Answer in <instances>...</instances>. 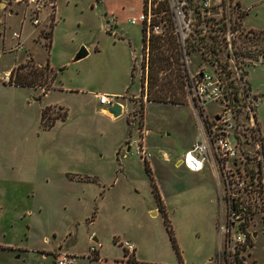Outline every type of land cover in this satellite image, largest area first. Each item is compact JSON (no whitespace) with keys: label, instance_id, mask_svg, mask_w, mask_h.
I'll return each instance as SVG.
<instances>
[{"label":"rangeland","instance_id":"1","mask_svg":"<svg viewBox=\"0 0 264 264\" xmlns=\"http://www.w3.org/2000/svg\"><path fill=\"white\" fill-rule=\"evenodd\" d=\"M230 1L234 4L232 22L239 28L233 43L236 57L233 64L225 63L221 53L217 57L234 81L233 66L242 70L248 94L255 97L254 114L264 152V0H239L247 11L245 18L244 11L236 10L235 0ZM56 7L48 27L32 31L23 24L25 50L12 54L5 49L21 16L7 17L0 11V30L5 32L4 42L0 41V81L19 64H48L55 74L54 90L43 97L41 88L0 83V205L4 206L0 231L30 246L51 237L52 232L62 235L68 229L76 230L81 238L95 232L102 239L112 231L124 230L128 235L152 231L160 235L158 258L177 263L166 219L181 259L184 256L199 264L211 256L212 264H217L221 205L214 173L207 166L194 173L180 163L199 128L189 91L185 87L181 105L148 102L140 94L142 81L146 88L150 54L148 48L142 49L138 21L142 0H56ZM160 15L156 32L150 33L161 40L171 38L169 18ZM130 19L136 25L129 24ZM248 31L256 33L255 37ZM81 47L87 56L73 62ZM188 48L191 67H197L203 62L200 54ZM203 63L204 71L213 74ZM95 95L113 97L121 105V114L115 118L102 114L101 108L107 107L99 105ZM46 107L50 119L59 116L48 129L40 125ZM222 107L212 102L205 110L214 115ZM48 122L49 118L44 124ZM140 136L149 155L146 159L132 145ZM229 140L234 143L232 137ZM253 232L256 236L244 259L247 264H264V230L258 225ZM49 259L42 264H49Z\"/></svg>","mask_w":264,"mask_h":264},{"label":"built area","instance_id":"2","mask_svg":"<svg viewBox=\"0 0 264 264\" xmlns=\"http://www.w3.org/2000/svg\"><path fill=\"white\" fill-rule=\"evenodd\" d=\"M233 6L230 0H142V12L138 16L147 38L151 31L156 32L162 21L160 14H167L171 24L170 34L180 54L189 102L199 124L198 134L182 155L180 163L183 162L194 173L202 171L205 166L214 173L221 205L217 223L220 236L217 264H247L244 257H249L253 231L258 225L264 230L263 137L255 119V97L252 99L249 96L239 67L233 66L237 93L235 98H229L222 81L214 73L216 64L210 66L200 62L198 68L191 67L189 56L188 42L192 39L191 43L197 46L195 53L212 54L213 47L202 45L199 39L215 35L217 29L214 25L222 20L225 24L224 32L219 34L222 48L214 50L216 53H227L230 56L228 62L233 64V41L237 36L235 23L232 22ZM0 11L5 12L7 17L21 16L17 29L10 32V44L5 49L8 54L20 53L25 50L23 24L26 22L32 31L51 25L55 19L56 0H0ZM128 22L136 25L135 19ZM4 36V29H1V42H4ZM202 63L209 65L213 74H207ZM97 100L99 105L107 108L115 104L114 98L108 95H99ZM212 102L223 105L214 115L205 110V105ZM141 135L144 136L145 132ZM143 136L133 140L132 145L146 159L149 155ZM229 137L233 138L234 143ZM232 232L235 233L234 237L231 236ZM122 246L130 255L133 253V244L125 241ZM95 252V246H92L88 257ZM54 264H75V259L61 252L56 255Z\"/></svg>","mask_w":264,"mask_h":264},{"label":"trees","instance_id":"3","mask_svg":"<svg viewBox=\"0 0 264 264\" xmlns=\"http://www.w3.org/2000/svg\"><path fill=\"white\" fill-rule=\"evenodd\" d=\"M235 4L237 8L236 10L240 12L238 3L235 2ZM237 28L238 26L235 23L234 30H236ZM216 29L217 33H215V35H209L208 37L199 39L202 45L213 47L212 54L200 55V59L210 66H213L215 63L220 64V67H218L216 64L214 73L222 81L227 96L229 98H235V95L237 93L236 82L232 77L230 78V70L223 69V60L225 63H227L229 60V55L227 53L225 55L220 52L221 55L224 56V59L221 60L217 57L219 53H216L214 50L215 48H218V50H221L222 48L219 36V34L223 33L225 30V24L222 20L218 21V26H216ZM141 30L142 49L148 48V52L150 54L148 57L146 70V88L144 86L145 82L143 83L142 81L140 85V94H145L146 100L148 102L170 103L173 105L183 104L182 97L184 96L186 83L184 71L180 62V54L177 50L175 39L172 36L171 38L169 37L161 40V37L159 35L152 34H150L147 38L143 28ZM248 33H250V35L254 37L256 35V33L252 31H248ZM159 42H161L162 44L158 45ZM234 42L235 41H233V43ZM188 46L190 47V50L192 52L195 51V48L197 47L196 43H190L188 44ZM158 48H162L164 51L158 50ZM30 62L31 61L29 60V64H27L30 65ZM47 73H51V76L49 78H47ZM54 78L55 74L48 67V64L40 65L38 67H33L32 65L29 67H25V65L19 64L18 66H15L9 70L8 80L4 84L13 85L15 87L41 88L42 93L40 94V96H42L45 94L47 89L49 90L51 88ZM47 109L48 107L42 109L40 114V125L44 129H48L49 127H51L54 120L56 118H59V116L56 115L53 119H50V116L46 115ZM47 118H49V122L47 124H44L45 119ZM60 118H64V116L62 115ZM145 168H148L147 164H145ZM151 187L156 204H158V207L161 209V201L158 191L153 183L151 184ZM164 222L166 224L172 248L176 254V257L180 260V253L169 228V223L166 219L164 220Z\"/></svg>","mask_w":264,"mask_h":264},{"label":"crops","instance_id":"4","mask_svg":"<svg viewBox=\"0 0 264 264\" xmlns=\"http://www.w3.org/2000/svg\"><path fill=\"white\" fill-rule=\"evenodd\" d=\"M234 2H237L239 5V9L244 11L243 17L245 18L247 16V11L245 9L243 10L239 0H235ZM8 73L9 70L5 73V81L4 79L3 81H0L1 84L6 83V80L8 79ZM52 87L53 84L51 85V88ZM51 88L47 90L45 94L42 95V97L47 95L49 91L54 90L53 88ZM32 89L37 90V88ZM98 96L99 95H95V99H97ZM106 110L107 109L101 108L102 114L110 116L106 112ZM85 181L92 183L89 178H86ZM0 209L1 212H3L4 206L0 205ZM169 228L171 230L172 236L174 237L170 224ZM165 230L167 232L168 240L170 242L166 226ZM70 231L71 230L68 229L67 232L62 235H56L54 232H52L53 234L51 235V237H44V240L41 243L35 244L34 246L22 244V239H17L16 236H8V234L3 233V231H0V264H42V262H46L48 258H50L49 264H54L56 253H58V251L60 253L62 252L72 256L75 259V264H194L192 262H188L187 258H185L184 256L182 257V259L180 258V260L176 257L178 261L177 263L174 260L165 261L159 259V255L157 254V243L160 240V235L157 232L155 233L152 231H147L148 234L139 235L137 233H133L131 235H128V232L125 233L126 231L124 232V230L112 231L106 238L102 239L95 232L90 233L89 231L87 233L90 234L86 235L85 233V235L81 238L78 236L76 230L74 233ZM95 234L97 237L93 236ZM146 235L148 238H150L147 241ZM175 235L179 242L180 238L177 235V231ZM22 236H24V234ZM218 239L220 242V236ZM125 241L134 245V251L131 255L127 253V251L122 246V243ZM92 246H95L96 252L93 256L88 257V251ZM180 249H182L181 245ZM151 253H153V255H151ZM212 263L214 262L211 256H207L206 259H204V261L199 264Z\"/></svg>","mask_w":264,"mask_h":264},{"label":"water","instance_id":"5","mask_svg":"<svg viewBox=\"0 0 264 264\" xmlns=\"http://www.w3.org/2000/svg\"><path fill=\"white\" fill-rule=\"evenodd\" d=\"M87 51L84 47H81L74 55L73 62H76L85 56H87ZM106 112L113 118L118 117L121 113V106L119 104H113L109 108H107ZM128 150V149H127ZM255 237V234L253 235ZM94 240V239H93Z\"/></svg>","mask_w":264,"mask_h":264}]
</instances>
